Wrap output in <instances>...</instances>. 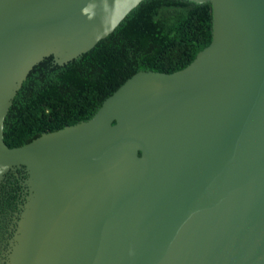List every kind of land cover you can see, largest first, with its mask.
<instances>
[{
	"label": "water",
	"instance_id": "1",
	"mask_svg": "<svg viewBox=\"0 0 264 264\" xmlns=\"http://www.w3.org/2000/svg\"><path fill=\"white\" fill-rule=\"evenodd\" d=\"M141 0H0V264H264V0L210 2L183 68L138 70L19 146L4 119Z\"/></svg>",
	"mask_w": 264,
	"mask_h": 264
},
{
	"label": "trees",
	"instance_id": "2",
	"mask_svg": "<svg viewBox=\"0 0 264 264\" xmlns=\"http://www.w3.org/2000/svg\"><path fill=\"white\" fill-rule=\"evenodd\" d=\"M211 38L210 2L141 0L112 32L57 73L42 79L47 56L35 64L5 116L4 142L19 146L86 120L134 72L183 68Z\"/></svg>",
	"mask_w": 264,
	"mask_h": 264
}]
</instances>
